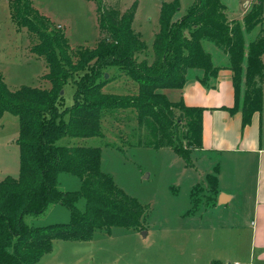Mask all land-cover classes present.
<instances>
[{
  "label": "trees",
  "instance_id": "16d2710c",
  "mask_svg": "<svg viewBox=\"0 0 264 264\" xmlns=\"http://www.w3.org/2000/svg\"><path fill=\"white\" fill-rule=\"evenodd\" d=\"M104 36L97 46L82 48L74 57L63 30L51 27L49 17L32 6L31 0H8L13 21L26 28L37 42L31 51L45 58L44 75L49 88L23 86L11 90L0 75V114L19 117L17 143L21 149L18 177H0V264H34L50 252L57 239L89 240L97 230L115 225L144 230L145 207L120 189L109 173L102 171V149L95 146H59L63 137H104L103 119L114 111L137 114L136 134L143 145L172 148L186 161L193 149L202 147L205 107L190 106L183 99L171 100L168 89H182L191 70L206 87L216 85L218 73H233L236 102L243 126L263 108L264 30L260 28L246 48L245 33L264 21V0L256 1L243 22L229 17L223 0H196L186 14H179L180 0L163 2L151 59L142 35L133 28L138 3L126 10L120 0H93ZM206 44L228 55L225 66L215 65ZM112 67L126 76L130 94L107 93L103 88L117 75L104 77ZM244 72V73H243ZM245 74V92L240 96ZM75 85L73 105L65 107L61 91ZM131 82V83H130ZM131 84V85H130ZM61 172L81 178L79 193L58 187ZM213 207L217 202L218 176L210 175ZM86 199L80 211L78 196ZM193 203L196 204L192 193ZM61 203L72 210L64 224L35 227L26 215H39ZM193 210L196 212L194 205Z\"/></svg>",
  "mask_w": 264,
  "mask_h": 264
},
{
  "label": "rangeland",
  "instance_id": "374dc122",
  "mask_svg": "<svg viewBox=\"0 0 264 264\" xmlns=\"http://www.w3.org/2000/svg\"><path fill=\"white\" fill-rule=\"evenodd\" d=\"M102 1L111 5L110 0ZM171 1L173 0H120L123 10L134 2L138 3L133 28L142 35L148 46V54L140 57L152 58L155 33L159 28L160 8L163 2ZM195 1L180 0L179 14H186ZM224 1L228 5L229 17L243 22L253 4L259 0ZM31 3L49 17L52 28L63 30L74 57L82 48L97 46L104 36L93 0H31ZM260 28L264 30V21L254 31L245 33L246 48L259 34ZM36 42L34 34L26 28L19 29L13 21L8 0H0V75L13 91L23 86L50 87L49 81L44 78L48 71L45 58L31 51ZM206 49L210 50L212 56L217 53L225 54L218 47L209 44H206ZM199 71L191 70L188 77ZM106 74L117 75L118 78L108 82L103 88L105 92L120 95L131 93L124 73L112 67L105 73V78ZM242 76L241 98L246 87L245 74ZM63 91V104L71 107L74 83L68 81ZM165 92L171 100L181 98L180 89H168ZM259 116L264 132V85L263 108ZM136 124L135 111H114L103 119L104 137L66 136L57 145L100 147L102 171L112 175L120 189L145 207V229L115 225L109 231L97 230L89 240L57 239L52 250L34 264H217L215 260L228 256L226 253L229 254L232 264H247L244 251L246 241L243 237H239L240 246L237 243L232 251L226 252L229 249L228 244H233L235 240V228L232 229L231 220L236 217L238 227L243 223L247 224L249 217L242 222L243 212H248L247 206L241 202L236 205L234 202L231 207L232 215L230 212L219 213L210 207L206 209V205L213 202L214 195L210 186V175L218 176L221 173V187L233 190L238 168L239 172L245 173L247 179L254 180L250 173L251 167L235 164L236 160L243 159L232 158L231 155L220 158L213 152L203 153L200 149H193L186 161L172 148L143 145L140 137L135 135ZM19 128L18 116L10 112L0 114L1 178L19 175L21 149L16 141ZM58 187L68 193H79L81 178L76 174L61 172L58 176ZM192 193L196 204L193 203ZM194 205L198 207L196 212L193 210ZM76 206L80 211L85 210V196H78ZM71 220V208L61 203L50 205L42 214L24 217L25 223L35 227L64 224Z\"/></svg>",
  "mask_w": 264,
  "mask_h": 264
},
{
  "label": "crops",
  "instance_id": "0c3cea01",
  "mask_svg": "<svg viewBox=\"0 0 264 264\" xmlns=\"http://www.w3.org/2000/svg\"><path fill=\"white\" fill-rule=\"evenodd\" d=\"M212 58L214 64L218 66L227 65L229 60L228 55L222 53L214 54ZM200 75H202L201 70L194 76L188 77L184 87L180 89V97L185 104L205 107L203 143L202 147L198 148L199 151L203 153L210 151L220 158L223 155H231L232 158L243 159L236 160L234 163L251 167L250 173L254 179L252 181L247 179L245 173L239 172L238 168L237 176L234 177V188L227 190L221 187V173H219L217 202L210 208L219 213L230 212L233 215L231 207L234 202L236 205L241 202L247 206L248 212L244 211L242 216V222L249 217L247 224L243 223L238 227L237 218L234 217L231 220L232 229L235 228V240L233 244H228L227 249H229L226 252L232 251L237 243V246H240L239 237H243L242 239L246 241L244 242V247L246 246L244 250L246 252L245 262L247 264H264V132L259 116L261 112L255 113L251 123L243 126L241 111L230 110L236 102L232 71L222 68L213 88L206 87L196 78ZM238 174H240L239 177ZM245 178L247 180L244 193ZM226 255L228 256L222 257L221 260H215L217 264H226L231 259L229 254L226 253ZM227 264L232 263L229 260Z\"/></svg>",
  "mask_w": 264,
  "mask_h": 264
},
{
  "label": "water",
  "instance_id": "95a60500",
  "mask_svg": "<svg viewBox=\"0 0 264 264\" xmlns=\"http://www.w3.org/2000/svg\"><path fill=\"white\" fill-rule=\"evenodd\" d=\"M108 77V74H106V78ZM64 93V91L62 90L61 91V94H63ZM144 234L146 235V232H144Z\"/></svg>",
  "mask_w": 264,
  "mask_h": 264
},
{
  "label": "built area",
  "instance_id": "2783aa9c",
  "mask_svg": "<svg viewBox=\"0 0 264 264\" xmlns=\"http://www.w3.org/2000/svg\"><path fill=\"white\" fill-rule=\"evenodd\" d=\"M244 1L249 2V0H244ZM235 264H239V263H235Z\"/></svg>",
  "mask_w": 264,
  "mask_h": 264
}]
</instances>
